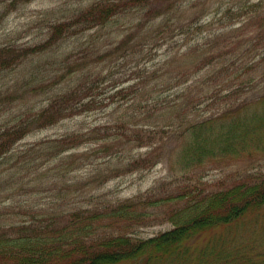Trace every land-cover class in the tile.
<instances>
[{"label": "trees", "instance_id": "obj_1", "mask_svg": "<svg viewBox=\"0 0 264 264\" xmlns=\"http://www.w3.org/2000/svg\"><path fill=\"white\" fill-rule=\"evenodd\" d=\"M30 1L0 0V4L9 13ZM149 2L97 3L83 17L89 26L97 27L129 9L147 8ZM261 4L251 5L257 12L237 10V23L210 34L205 49L197 44L186 52L179 72L164 73L170 81L184 79L177 92L180 104L157 101L166 91L158 94L138 88L132 92L130 86L121 85L113 87V94L97 95L95 87L107 78L96 72L78 80L41 112L26 118L22 115L16 123L0 129V164L16 153L21 154L23 162L29 158L23 156L24 148L16 146L31 131L87 112L100 109L114 113L118 109L122 116L92 129L96 138L89 141L95 148L87 159L97 155L96 160L109 163L101 172L94 170L91 182H98L96 188L127 172L149 171L164 159L170 172L182 178L174 182L169 175V179L145 192L99 202L102 208L95 204L68 216L42 214L41 218L16 224L5 223L1 217L0 264H264V95L242 99L256 89L259 79L264 82V36L250 40L249 51L228 49L232 40L240 36L237 33L242 35L255 26L253 18L259 15ZM231 11L234 10L228 12ZM155 33L159 36L162 31ZM223 42L225 51L215 54ZM46 45L20 53L0 48V70L16 68L31 54L45 50ZM257 48L263 51L253 52ZM179 54H169L164 66L178 63ZM210 82L214 88L201 94ZM159 87L170 90L174 86ZM205 102L216 109L215 114L222 107L221 114L203 120L195 118L193 109ZM152 119H156L153 125ZM83 136L75 131L57 135L53 142L59 147L43 161L45 168L57 161L69 163L68 158L75 156ZM172 138L176 144L171 148ZM141 149L146 151L141 153ZM70 151L72 155L67 154ZM101 153L104 155L99 156ZM78 160L77 156L75 162ZM236 162L248 165L236 172L232 184L220 181L212 187L204 176L195 178L197 169ZM26 172L36 173L31 169ZM6 205L0 202V210ZM164 223H169L171 229L153 236L133 232Z\"/></svg>", "mask_w": 264, "mask_h": 264}, {"label": "rangeland", "instance_id": "obj_2", "mask_svg": "<svg viewBox=\"0 0 264 264\" xmlns=\"http://www.w3.org/2000/svg\"><path fill=\"white\" fill-rule=\"evenodd\" d=\"M108 1L114 0H32L9 13H5L4 4H0V48L20 53L27 48L48 44L45 50L31 54L16 68L0 70V129L16 123L22 115L26 118L41 112L58 95L73 88L78 80L96 72L107 78L105 83L95 87L97 95L113 94V87L121 85L130 86L132 92L138 88L158 91V94L166 91L158 96L157 101L180 104L182 101L177 100V92L184 79L170 81L164 73L179 72L181 58L186 52L196 48L197 44L205 49L210 34L237 23V10L251 11V5L260 6L259 2L263 6L259 15L253 18L255 26L242 35L237 33L240 36L232 40L233 44L228 49L249 51L250 40L264 36V0H150L147 8L129 9L112 17L107 24L89 26L83 14L93 5ZM230 9L234 11L228 12ZM161 31L157 36L155 32ZM224 44L221 43L220 49L214 53L225 51ZM262 51V48H257L253 52ZM172 52L180 53L178 63L165 67L164 60ZM260 81L254 86L256 89L244 94L242 99L254 100L264 95V82ZM160 84L174 87L162 90ZM209 88H214L212 82L201 94L207 93ZM207 105L205 102L193 109V116L203 120L221 114L222 107L215 114L216 109ZM168 109L173 112L170 107ZM121 112L117 109L109 113L99 109L31 131L16 146L17 149L24 148L23 156L31 161L25 159L22 162L21 154L16 153L0 164V202H7L0 210V220L3 217L5 223L16 224L34 217L41 218L42 214L68 216L76 210L93 208L95 204L102 208L99 202L132 197L163 179H169V175L174 182L182 181L180 174L170 172L165 160L140 177L128 173L96 188L98 182H91L94 170L98 168L101 172L109 163L101 158L96 160L97 155L87 159L95 148L89 141L96 138L92 129L98 124L116 120L122 116ZM129 120L133 121L132 118ZM155 121L152 119L150 124ZM74 131L86 135L77 146L75 156L68 158L69 163L57 161L45 168L43 161L59 147L53 142L56 136H67ZM175 144L172 138L169 147ZM71 152L68 155H72ZM77 156L80 160L75 162ZM243 165L248 164H210L197 169L195 178L204 176L212 187L220 181L232 184L234 175L243 169ZM26 169L36 173L27 174ZM168 229L171 226L164 223L141 227L133 232L148 237Z\"/></svg>", "mask_w": 264, "mask_h": 264}]
</instances>
